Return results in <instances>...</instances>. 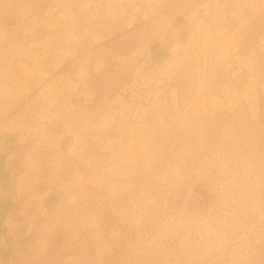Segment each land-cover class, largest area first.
Masks as SVG:
<instances>
[{
    "label": "rangeland",
    "instance_id": "374dc122",
    "mask_svg": "<svg viewBox=\"0 0 264 264\" xmlns=\"http://www.w3.org/2000/svg\"><path fill=\"white\" fill-rule=\"evenodd\" d=\"M0 264H264V0H0Z\"/></svg>",
    "mask_w": 264,
    "mask_h": 264
}]
</instances>
